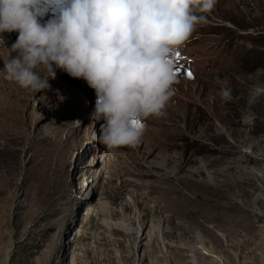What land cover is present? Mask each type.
I'll return each instance as SVG.
<instances>
[{
    "label": "rangeland",
    "instance_id": "obj_1",
    "mask_svg": "<svg viewBox=\"0 0 264 264\" xmlns=\"http://www.w3.org/2000/svg\"><path fill=\"white\" fill-rule=\"evenodd\" d=\"M205 15L134 146L94 139L82 79L0 73V264H264V0Z\"/></svg>",
    "mask_w": 264,
    "mask_h": 264
},
{
    "label": "clouds",
    "instance_id": "obj_2",
    "mask_svg": "<svg viewBox=\"0 0 264 264\" xmlns=\"http://www.w3.org/2000/svg\"><path fill=\"white\" fill-rule=\"evenodd\" d=\"M216 0H0L4 78L28 91L50 87L57 71L94 90V139L111 149L136 145L150 116L174 95L173 57L207 22ZM17 33L10 46L6 33Z\"/></svg>",
    "mask_w": 264,
    "mask_h": 264
},
{
    "label": "snow or ice",
    "instance_id": "obj_3",
    "mask_svg": "<svg viewBox=\"0 0 264 264\" xmlns=\"http://www.w3.org/2000/svg\"><path fill=\"white\" fill-rule=\"evenodd\" d=\"M175 57H176V59H179V58H180V53H179L178 50H177L176 53H175ZM182 71H183V69H180V70H178V71L175 70V74H176V75H179ZM186 75H187L189 78H191V77H192V73H191V71H187V72H186Z\"/></svg>",
    "mask_w": 264,
    "mask_h": 264
}]
</instances>
